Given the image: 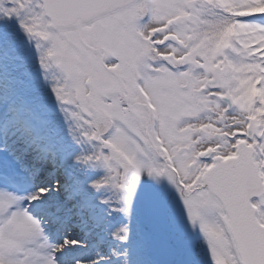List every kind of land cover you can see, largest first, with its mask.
I'll return each mask as SVG.
<instances>
[{
  "label": "snow or ice",
  "instance_id": "1",
  "mask_svg": "<svg viewBox=\"0 0 264 264\" xmlns=\"http://www.w3.org/2000/svg\"><path fill=\"white\" fill-rule=\"evenodd\" d=\"M0 264H264V0H0Z\"/></svg>",
  "mask_w": 264,
  "mask_h": 264
}]
</instances>
